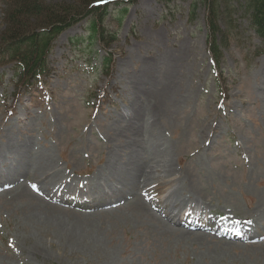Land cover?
I'll list each match as a JSON object with an SVG mask.
<instances>
[{"label":"rangeland","instance_id":"1","mask_svg":"<svg viewBox=\"0 0 264 264\" xmlns=\"http://www.w3.org/2000/svg\"><path fill=\"white\" fill-rule=\"evenodd\" d=\"M232 19L218 67L200 0L111 1V48L85 18L20 93L0 64V264H264V52ZM133 162L145 186L130 194ZM86 181L102 204L67 202ZM185 208L203 227L179 224Z\"/></svg>","mask_w":264,"mask_h":264},{"label":"trees","instance_id":"2","mask_svg":"<svg viewBox=\"0 0 264 264\" xmlns=\"http://www.w3.org/2000/svg\"><path fill=\"white\" fill-rule=\"evenodd\" d=\"M4 29L0 31V64H12L16 91L29 89L49 74L48 56L56 37L65 29L89 18L90 34L106 51L115 42L116 33L102 28L108 5L113 0H3ZM132 3L135 0H119ZM200 0L205 10L207 50L215 67L222 58L221 49L231 27L232 16L241 10L248 27L261 39L256 53L264 52V0ZM220 22L224 24L221 27ZM219 35V37H218ZM113 67L111 52H105L101 68L108 75Z\"/></svg>","mask_w":264,"mask_h":264},{"label":"bare ground","instance_id":"3","mask_svg":"<svg viewBox=\"0 0 264 264\" xmlns=\"http://www.w3.org/2000/svg\"><path fill=\"white\" fill-rule=\"evenodd\" d=\"M153 135V134H152ZM151 137V136H150ZM158 147H160V144L158 143ZM162 160H158V162L160 163ZM139 162V161H138ZM130 163V162H129ZM135 162L129 164V168L127 169V171L124 173V175L119 178L120 182L123 184V187L125 188V190L128 192V193H132L133 190H136L138 188V185L140 187H144L145 185H142V183L144 182V179H145V174L142 175L141 171H142V165L141 164H137L136 165L134 164ZM127 166V165H125ZM124 166V167H125ZM114 168H116L115 166H113ZM123 167V168H124ZM148 169H149V164L147 165ZM123 171V170H122ZM139 174L137 180H136V183H134L133 181V176L134 174ZM136 185V187H134ZM134 187V188H133ZM139 189V188H138ZM138 192V190H137ZM132 194H135V193H132ZM147 195V194H146ZM169 198H172L173 199V196H172V193H170L168 195ZM154 198V197H153ZM36 199H39L38 196L36 195ZM51 199V198H50ZM47 203V202H46ZM49 205V204H48ZM77 206V205H76ZM190 217V216H189ZM200 221L202 222L201 225L199 226H196V227H203V224H204V217L202 218H199ZM245 220H248L250 221L249 219H245ZM254 234H256L257 237L259 238H264V233H260V230L259 231H255ZM68 236H71V235H68ZM238 236V234H237Z\"/></svg>","mask_w":264,"mask_h":264},{"label":"snow or ice","instance_id":"4","mask_svg":"<svg viewBox=\"0 0 264 264\" xmlns=\"http://www.w3.org/2000/svg\"><path fill=\"white\" fill-rule=\"evenodd\" d=\"M249 223H250V221H249Z\"/></svg>","mask_w":264,"mask_h":264}]
</instances>
